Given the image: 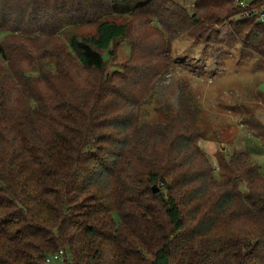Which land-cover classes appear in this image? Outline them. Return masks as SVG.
Listing matches in <instances>:
<instances>
[{"label": "trees", "instance_id": "trees-1", "mask_svg": "<svg viewBox=\"0 0 264 264\" xmlns=\"http://www.w3.org/2000/svg\"><path fill=\"white\" fill-rule=\"evenodd\" d=\"M153 1L128 14L148 24ZM114 6L0 0V53L10 64L0 65V264H47L60 249L66 264L69 255L75 264H264V172L241 152L228 161L229 177L218 178L181 111L155 128L141 124L170 57L133 35L130 63L106 73L104 50L130 30L108 18ZM195 7L177 18L213 26L215 41L214 26L227 23L264 61V0ZM91 23L96 33H74L68 50L42 45ZM88 71L95 80L76 81Z\"/></svg>", "mask_w": 264, "mask_h": 264}, {"label": "rangeland", "instance_id": "rangeland-1", "mask_svg": "<svg viewBox=\"0 0 264 264\" xmlns=\"http://www.w3.org/2000/svg\"><path fill=\"white\" fill-rule=\"evenodd\" d=\"M143 1L148 0H114L117 13L108 18L129 24L130 30L127 37L117 38L103 52L105 72L110 74L125 70L130 63L133 35L147 38L144 41L147 48L149 41L164 45L169 54L168 69L151 83L140 108L141 124L155 128L166 123L171 113L181 111L192 120L199 133L198 145L210 157L218 178L229 177L228 161L232 154L241 152L249 153L264 172V61L242 47L227 23L214 26L220 34L215 41L208 37L213 26L191 27L188 19L180 21L178 16L195 11L197 0H167L163 6L154 0L148 24L128 14L135 4ZM165 7L168 9L164 10ZM96 27V23L72 26L59 37H46L42 45L46 48L60 45L68 50L74 33L95 34ZM3 35L0 33V42ZM0 65L5 70L10 68L1 53ZM96 73L83 72L76 81L81 84L95 80ZM69 264H75L71 255Z\"/></svg>", "mask_w": 264, "mask_h": 264}, {"label": "built area", "instance_id": "built-area-1", "mask_svg": "<svg viewBox=\"0 0 264 264\" xmlns=\"http://www.w3.org/2000/svg\"><path fill=\"white\" fill-rule=\"evenodd\" d=\"M261 20H264V12L261 13ZM58 261L60 264H66L65 250L60 249L59 251L48 255L46 262Z\"/></svg>", "mask_w": 264, "mask_h": 264}, {"label": "water", "instance_id": "water-1", "mask_svg": "<svg viewBox=\"0 0 264 264\" xmlns=\"http://www.w3.org/2000/svg\"><path fill=\"white\" fill-rule=\"evenodd\" d=\"M159 189H160L159 186H157V185L154 186V192H157Z\"/></svg>", "mask_w": 264, "mask_h": 264}]
</instances>
